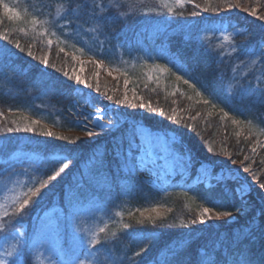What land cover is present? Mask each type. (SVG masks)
I'll return each mask as SVG.
<instances>
[{
  "label": "trees",
  "instance_id": "trees-1",
  "mask_svg": "<svg viewBox=\"0 0 264 264\" xmlns=\"http://www.w3.org/2000/svg\"><path fill=\"white\" fill-rule=\"evenodd\" d=\"M87 2L92 3L93 0ZM95 2L115 9L120 13V19L108 13L109 23L101 28L89 10L83 7L81 0H19L15 3L16 8L25 15L22 21L9 19L0 8V34L9 35L8 41L0 39V47L7 45L8 49L19 52L13 43L18 40L25 49V52L14 56L12 68L8 67L6 61L0 72V113H3L0 117V169L12 164V159L19 152L30 153L43 157L40 170L45 175L39 184L48 181L40 193L32 197L23 212L18 211L17 204L0 212V246L14 232L26 229L31 251V243L45 213L54 208L67 213L71 205L69 201L86 189L100 191L104 212L111 216L105 232L99 234L101 245L97 247L101 250L95 256L99 257V264H151L158 253L161 260L170 258V249L177 252L187 249L186 254L195 261L198 249L201 255L204 254L201 245L207 243L211 247L217 238L225 245L222 249L223 258L231 260L239 248L251 258L253 264H264V216L260 213V209L264 208V189L259 188V184L264 183V147L260 148L257 143L263 142V137L234 124L233 115L225 117L223 112H211L209 103H203L192 88L177 81L172 74L175 68L172 54L178 53L177 63L186 62L187 69H192H186V74L197 80L198 85L217 100L224 110L242 114L264 125V100L252 93L241 94V89L249 87V82L253 89H264V57L241 54L249 49H256L259 53L264 44V28L257 21L255 23L249 13L244 15L239 10L232 12L231 8L223 7L222 0H192L183 8L177 5L174 14H169L156 0ZM256 2H259L258 18L264 15V0H240V6L249 8L255 6ZM228 3H235V0H228ZM193 4L200 5V9L209 7L210 10L194 17L192 12H199L200 9L194 8ZM217 7L220 8L219 12L211 11ZM69 9L72 10L70 15ZM33 18L40 22L36 26L37 32L47 29L46 37L34 36L31 24ZM224 22L233 35L226 45L219 44L217 33L213 37L208 35L210 30L219 31L218 23ZM237 28L241 30L236 32ZM76 35L88 40L96 53L109 55L119 52L121 57L127 59L125 77L116 80L99 78L97 82L96 64L88 61L83 74L84 80L91 87L77 85L72 74L80 64L71 54L70 48H64L63 43H59ZM47 39L53 40L51 48L47 47ZM139 43L147 45L150 50L164 53L162 61L155 62L142 74L137 72L136 67ZM60 47L64 48L63 52L59 50ZM29 48L37 57H49V75L35 87L32 81L37 78L39 69L36 61L28 63L31 60L26 55ZM209 50L216 57L215 63ZM165 63L172 68V72L156 73L153 66ZM24 65H27V76H19L12 70H18ZM64 72H68L72 78L64 76ZM127 77H136L138 97L153 108L162 110L164 115L148 109L133 110L126 104L115 106V110L129 111L134 120L138 122L141 119L151 129L176 134L182 140L180 144L192 155L194 166L191 168L192 178L189 183L178 184L182 180L178 176L166 189L157 190L139 178L140 171L129 174L127 167H124V157L116 151L120 138L125 141L121 150L126 151L127 141L135 136L134 124L129 121L100 139L91 140L84 136L80 126L86 121L80 114L82 108L75 107V99L79 96L87 99L91 95L94 102L107 108L113 102L104 98V93L122 100L126 93L124 88ZM79 87L81 91H78ZM97 87L99 92L96 91ZM225 93L231 94V101ZM29 112L44 113L48 123L35 119ZM173 114L180 119L179 125L170 119ZM32 120L40 122L34 132H7L8 127H15L12 121L23 126ZM44 131H51L55 135L47 137L42 135ZM56 136H66L68 141L56 139ZM253 147H256L255 154L251 152ZM54 153L70 154L74 158L68 161L69 167L64 173L57 176L56 180H49L48 177L55 174L49 171L50 167L57 164L51 160ZM245 156L249 159L245 160ZM210 162L218 169L235 167L239 173H242L245 164L251 166V173L241 175L244 180L255 184L254 190L245 197L249 209L243 219L233 222L224 218L221 222L208 221L196 225L189 223L199 213L185 192L207 191L217 204L216 211H230L233 214L242 208L241 199L234 189L238 184H243L244 180L229 181L226 187L223 184L217 186L216 181L211 187L203 183L193 184L199 167ZM46 164L49 168H46ZM94 182L97 186L93 188ZM126 197L133 200L132 210L127 205ZM160 199L165 200L163 206L166 211L155 218V223L147 218L141 219L135 213L137 209L159 206ZM141 220L144 222L139 223ZM181 221L185 222L184 225ZM125 223L129 224L128 229L121 227ZM249 226L255 228V232L245 239L248 237ZM66 230L64 232L67 234ZM149 235L152 236L151 240L142 239ZM216 246L220 249L219 242ZM29 251L25 264H33Z\"/></svg>",
  "mask_w": 264,
  "mask_h": 264
},
{
  "label": "rangeland",
  "instance_id": "rangeland-1",
  "mask_svg": "<svg viewBox=\"0 0 264 264\" xmlns=\"http://www.w3.org/2000/svg\"><path fill=\"white\" fill-rule=\"evenodd\" d=\"M17 1L19 0H4V2L7 3L10 7H13L20 12V10L16 8L17 5L15 2ZM156 1L161 4V7L167 10V8L163 6L164 0ZM167 2L172 3L173 0H167ZM251 6L252 7H248L256 8L258 10L259 2H256L255 6ZM246 7L247 6L244 7L242 5L239 7V9L237 7H234L230 10L232 12L239 10V13L245 15V13H249L244 11V8ZM248 15L252 20H254L255 23L257 21V23H259L260 26L264 28V20H261L253 15L251 16L250 13ZM21 16L24 18V13H21ZM22 20L23 19H19L17 21ZM218 25L219 31L215 32V30H210L208 32V35L210 34V36L213 37V35L217 33L219 44L226 45L232 40L233 35L229 30L226 22L218 23ZM240 30L241 29L237 28L235 31L239 32ZM224 35H229L231 39L224 40ZM68 41H63V47L70 48L71 54L76 57L80 65L78 66V69L75 71V73L79 74L81 78H83V80V73L86 70L85 63L88 61H94V63L96 64L95 80H97V82L99 78L106 80H116L118 78H121V76L125 77L124 73H127L125 60L127 59L121 57V54L119 52H112L109 53V55L96 53L95 50L91 48L90 42L88 40H85L82 36L78 37L76 35V37H73ZM137 49H139V57L136 60L138 64L136 67H138L137 72H140L141 74L145 69L152 66L155 62L162 61V54L164 53L160 54L159 50H150V48H148V46L143 43H139ZM98 63L99 67L97 66ZM252 65L256 67L255 63H253ZM81 66L83 67V71H80ZM173 70L177 74H180L177 72L176 68H173ZM109 72H111V75H109ZM173 78H175V75H173ZM185 78L194 81L196 83L197 89H199L210 101L209 110L211 112L224 113V111H226L217 100L213 99L209 93L205 92V90H203L200 85H198L197 80H193L188 74L185 75ZM135 79L136 77H127L126 80L128 82V89L124 88V90L127 93L128 99L132 98L134 99V102L138 103L140 102L141 98H139V94L136 93L138 91V89L136 88L138 81H135ZM78 91H81L80 87ZM213 103L216 104V107H213ZM75 104H79L80 108L87 109L88 112L93 111V108L90 106L91 104L98 105L92 100L91 95H89L87 99L81 98L80 96L77 97L75 99ZM145 104L147 105L148 103ZM113 108V105H110L106 109L109 112H112ZM145 109L139 110L146 111ZM221 109H223L224 111H221ZM227 112L229 113V115H233L236 120L244 121V123H238V126L240 128H246V130L248 131H254L256 134L263 137L262 140H264V125L262 123L252 119L249 120V118L243 116L242 114H236L235 112H231L230 110ZM28 114L33 116L35 119H39L45 123H48V119L46 118V115L44 113L29 112ZM115 114L120 120L121 126L119 128L123 126L125 121H129L132 125H139L138 128L134 129V133L135 136H138L140 145H144L146 139L148 138H150L153 142L152 147L147 150L149 151L148 155H146L147 151L141 152V155H143L147 160L146 167L141 168L139 172V178L141 180L145 181L146 183L148 182L153 188H156L157 190L166 189L168 185L171 184L178 176H181L182 178V180L179 181L178 184L189 183L192 178L191 168L194 166L192 155L191 162H189L186 157L180 155V153H188L186 148H184L180 143L176 144L175 151H173L170 147L173 139L177 141H180V139L171 137L167 133L164 134L163 132H160L158 130L151 129L148 125L139 124L136 120H134L133 115H131V113L127 110H115ZM138 121H141V119ZM108 122V120H105V123ZM114 131L116 130H113L109 133H102L98 129H96L95 134L92 137H87L85 133L84 136L91 140L100 139L104 136L112 134ZM258 146L260 148L264 147L261 146V144H258ZM51 160L53 161L52 157ZM153 160H157L158 163L153 164ZM42 162L43 157L41 156L19 152L12 159V164H9L7 168L0 169V212H5L11 206L17 204V198L23 199V194L26 193L29 188L33 186H39L40 179L45 175V172H43V170H40V167H42ZM46 168H49L48 165L46 166ZM58 168L59 163L57 162V164H54V166L50 167L49 171L55 173ZM229 168L230 167H221L218 169L212 162L203 163V165L199 167L197 177L193 178V183L194 185L203 183L205 186L211 187L212 182L217 181L219 177L224 175ZM231 169L237 170V168L235 167H231ZM157 172L159 173V175H157ZM233 175L235 177H238L242 181L244 180V178H242L243 176H241V173H239L238 171H234ZM249 183L252 185V187L250 191H248V193H251L255 187L254 183L244 180L243 186L245 189H247ZM93 186L95 187L97 186V184L94 182L92 184V187ZM184 194L189 197V200L191 199L193 205L198 209V213L204 207H214L216 211L217 204L213 202L207 191H191L190 193L185 192ZM100 196V191H86V189H84L72 201H69L71 205L69 206V211L67 213L58 208H54L45 213L40 224L41 226L38 229L33 242L31 243V251H29L30 256L32 257L33 264H41V260L44 261V264H47L48 256L52 257V264H61V262H66L69 260L76 261L77 259L86 258V244L81 245L75 243L74 241L83 238L86 242L89 236L97 232L98 229L105 228V226H107L111 221V216L109 215V213L104 212V205L103 201H101L100 199ZM202 197H206V199H202ZM125 200H127V205L131 209V206L134 205L133 200L128 197H126ZM164 204H166L165 200L160 199L158 203L159 206H155L153 208L146 207L144 209H137L138 212L135 213H137V216H139L141 219L148 218L149 216L153 218H159V216H162L166 211L165 206H163ZM135 206L138 207L139 203ZM152 209H158L159 215L156 211H152ZM247 209L249 208L244 207L243 211L239 209L238 211L233 212L232 216L235 217V219H232L231 217H223L219 219L213 217V219L210 221H212V223H217L221 222V220H223L224 218H228L229 221L233 222L235 220H241L247 213ZM141 213H143V215H141ZM65 230L67 231V234L64 232ZM25 232L26 229L18 230L14 232L13 235H11V238L3 241V244H1L0 246V253L4 252L6 249L11 248L12 244L17 238V233ZM25 239L27 240L26 236ZM34 243L35 248L32 247ZM41 245H43V247H41ZM91 251L94 252V249H92ZM39 252H43L44 256L40 257ZM95 256L96 255L90 258L92 264H99V257L97 256L96 258Z\"/></svg>",
  "mask_w": 264,
  "mask_h": 264
},
{
  "label": "snow or ice",
  "instance_id": "snow-or-ice-1",
  "mask_svg": "<svg viewBox=\"0 0 264 264\" xmlns=\"http://www.w3.org/2000/svg\"><path fill=\"white\" fill-rule=\"evenodd\" d=\"M192 0H173L172 3H168L167 0H164V7L167 8L169 14H174L175 8L177 5H179L181 8L185 6L186 3H190ZM81 3L83 4V7L85 9H88L92 18L96 21V23L101 27L104 28L108 25L109 23V15L108 13H112L117 20L120 19V13L117 12L113 8H106L105 6L97 5L95 0H93L92 3H88L87 0H81ZM223 7L225 8H234V7H239L240 6V0H235V3H228V0H222ZM194 8L200 9V5L198 4H193ZM0 8L3 9V12L6 16L9 17V19H23L21 16V13L16 10L13 7H10L7 3L4 2V0H0ZM210 9L209 7H204L200 9V11H193L192 16H198L200 15V12H208ZM151 11H155V9H152ZM211 11L213 12H219L220 8H212ZM245 12H249L251 15L256 16L257 15V9L256 8H244ZM69 15L71 14L72 10H68ZM159 14V13H157ZM77 19L79 17H76ZM261 20H264V15H260L258 17ZM67 19V17H65ZM71 23V21H68ZM40 23L37 19L33 18L31 20L32 24V32L34 33V36L36 38H41V37H46L48 35L47 29H44L43 31L37 32L36 31V26L37 24ZM47 23V22H44ZM43 25L41 24V27ZM23 30V29H21ZM51 35H55V33H51ZM0 39L3 41H8L9 40V35L8 34H0ZM224 40H229L231 37L229 35H224L223 36ZM14 46L16 50H19V52H14V50L8 49L7 45H4L3 47H0V72L3 71V68L5 66L6 61L8 62V67L12 68V61L14 56L19 55V53L25 52V49L21 47L20 42L14 41ZM59 43H63V41H60ZM46 44L48 48H51L53 44L52 39H47ZM8 49V50H6ZM61 52L64 51L63 47H60L59 49ZM242 55L245 56H250V57H255L256 55H259L261 57H264V44L261 45V49L259 53H257L256 49H249L246 51L241 52ZM27 57L31 58L28 63H32V61H36V67L39 69V72L37 73V78H34L32 81V86L35 87L37 84L43 82V78L45 76H48L49 73L47 72V69L49 67V57L47 55H41L39 57L35 56L33 54V51L31 48H29L26 52ZM209 55L213 56V61L214 63L216 62V57L213 55L211 50H209ZM173 59H172V64L176 68L177 72L180 74H177L176 72H173L172 74L175 75V78L177 81H183L185 85H188L189 88H192L195 91V94L197 97L200 98V100L203 101V103L208 104L210 101L205 97V95L196 87V83L188 78H185L186 75V69H187V64L186 62H181L177 63V59L179 57V54H172ZM264 62V61H262ZM99 67V63L97 65ZM156 73H168L172 72V68L168 67L167 63L165 64H156L153 66ZM27 68V65L22 66L18 70L13 68V71H16L19 76H27L28 72L25 71ZM192 69H187V71H191ZM80 71H83V67L81 66ZM64 76L69 77L70 79L72 76H74L75 83L77 85L83 84L85 87H91V85L87 84L85 80L81 78V76L77 73H73L72 76H69L68 72L63 73ZM109 75H111V72H109ZM223 78V77H221ZM259 82V78H258ZM128 82L125 80V88H127ZM97 92H99V88L97 87L96 89ZM248 93H252L253 95L259 97L261 100H264V89L260 88H255L253 89L250 85L249 82V87L247 88H242L241 89V94L246 95ZM226 98L231 101L232 96L230 93H225ZM104 98H106L109 101L113 102V111L109 112L106 108L91 104L90 106L93 108L92 112H88L87 109H81L80 114L84 116V120L86 123L81 125V130L84 131L85 135L87 137H92L95 134V130L98 129L102 133H109L112 132L113 130H118V128L121 126L120 120L117 118L115 114V106L117 105H124L126 104L129 108L136 110V109H145L147 108L151 112H157L159 111V114L161 116L164 115L162 110H158L156 108H153L151 104H145L143 99H140V102H134L133 100H129L127 93H125V96L122 100L120 99H114L113 96L108 95L107 93H104ZM76 108H79V104L75 105ZM213 107H216V104L213 103ZM11 111V109H10ZM221 111H224L221 109ZM122 115V113H121ZM229 113L227 111H224V116L227 117ZM3 116V113H0V117ZM25 120L27 119L26 117L24 118ZM170 119L179 125L181 123L180 119L177 118L175 114H173ZM105 120H108V123H105ZM12 123L15 125V127H8L7 132L12 133V132H34L36 130V126L40 123L38 120H32L30 123H25L23 126H21L19 123L16 121H12ZM125 123H127L125 121ZM234 124L238 123H244V121L241 120H236L233 119ZM139 125H134L133 128L136 129L138 128ZM42 135H45L47 137H53L55 134L51 131H44L42 132ZM56 139L59 140H64L68 141V137L66 136H56ZM124 138H120L118 140V143L116 145V151L118 152L119 155H122L124 157V167H127L129 174H132L134 172L140 171L141 168L146 167L147 165V160L143 155H141L142 151H147L149 148L152 147V140L150 138L146 139V142L144 145H140L139 143V138L138 136H134L132 140H128V148L126 151H122V145L124 144ZM69 143H74V141H69ZM182 143V140L177 141L173 139L171 148L173 151L176 150V144ZM258 144H261V146H264V142L257 141ZM251 152L253 154L256 153V147H253L251 149ZM181 156L186 157L189 162H191V154L190 152L188 153H180ZM73 155H63L60 153H54L52 156V159L54 162L59 163V168L58 171L55 172L54 175H50L48 177L49 180H56L57 176H59L61 173H64L66 169L69 167L68 161L73 159ZM245 160H248L249 157L245 156ZM233 163H236V161H232ZM153 164L158 163L157 160L152 161ZM234 171H239V170H233L231 168L227 169L226 173L222 176L219 177V179L216 181V185H221L223 184L225 187L227 186V182L229 181H238V177H235L233 175ZM252 168L250 165L245 164L242 173H251ZM241 173V175H242ZM157 175L159 173L157 172ZM255 175V173H253ZM47 180L43 181L42 183L39 184L38 187L33 186L28 189L26 193H24V198L19 199L17 198V209L20 212H23L25 208L28 207L32 197L37 196L40 193L41 188H43L47 184ZM252 185L249 183L248 188L245 189L243 184H238L237 187L234 189L238 197L241 199L242 203V208L241 211H243L244 207H248V205L245 202V197L248 194V191H250ZM260 189H264V183L259 184ZM202 199H206V197H202ZM152 211H156L157 214L159 215L158 209H152ZM261 216H264V208L260 209ZM143 215V213H141ZM213 217H216L217 219L223 218V217H231L232 219H235V217L232 216V213L230 211H215L214 207H204L198 214L197 217L191 219L189 222L191 225H196V224H206L208 221L212 220ZM150 222L155 223V218L149 216L147 218ZM144 221L141 220L139 223H143ZM184 221H181V224L184 225ZM122 228L128 229L129 224H122ZM106 228V226H105ZM105 228H100L98 229L97 232L89 236L85 242L83 238H80L78 240H75V243L85 245L87 248V253H86V258L85 259H77L76 261H66V262H61V264H92L91 257L96 255L97 253L100 252V248L97 247L98 245H101V241L99 239V234L102 232H105ZM255 232V228L249 226V233L248 237H245V239H248L253 235ZM115 235V233H113ZM139 235V234H135ZM26 234L25 233H17V238L15 242L12 244L10 249H6L4 252L0 253V264H25V259L28 256V251H29V245L27 240L25 239ZM142 239L146 240H151L152 236H146L142 237ZM217 242L220 243V249H217ZM224 242L219 241V238H217V241H214L209 247L207 243L204 245H201V248L204 249V254L201 255L200 250H197L196 253V259L193 261L186 253L187 249H185L183 252H177L175 250L170 249V258H165L161 260L159 253L157 254V257L151 262V264H253V261L251 258L244 252V250L239 249L237 250L236 254L232 256L231 260L228 258H223L222 257V249L224 247ZM33 248H35V243L32 245ZM43 247V245H41ZM92 249H95V252L91 251ZM137 256L140 255L139 252L136 253ZM39 256L43 257L44 253L39 252ZM41 264H44V261L41 260ZM47 264H52V257L48 256L47 257Z\"/></svg>",
  "mask_w": 264,
  "mask_h": 264
},
{
  "label": "water",
  "instance_id": "water-1",
  "mask_svg": "<svg viewBox=\"0 0 264 264\" xmlns=\"http://www.w3.org/2000/svg\"><path fill=\"white\" fill-rule=\"evenodd\" d=\"M140 124H142V123H140ZM172 137H175L176 135L175 134H173L172 132H168Z\"/></svg>",
  "mask_w": 264,
  "mask_h": 264
},
{
  "label": "bare ground",
  "instance_id": "bare-ground-1",
  "mask_svg": "<svg viewBox=\"0 0 264 264\" xmlns=\"http://www.w3.org/2000/svg\"><path fill=\"white\" fill-rule=\"evenodd\" d=\"M148 154H149V151L146 152V155H148Z\"/></svg>",
  "mask_w": 264,
  "mask_h": 264
}]
</instances>
